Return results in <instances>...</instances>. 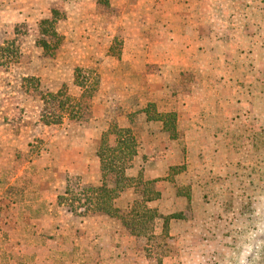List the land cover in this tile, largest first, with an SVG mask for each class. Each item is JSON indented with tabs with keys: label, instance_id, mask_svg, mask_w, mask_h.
I'll list each match as a JSON object with an SVG mask.
<instances>
[{
	"label": "rangeland",
	"instance_id": "obj_1",
	"mask_svg": "<svg viewBox=\"0 0 264 264\" xmlns=\"http://www.w3.org/2000/svg\"><path fill=\"white\" fill-rule=\"evenodd\" d=\"M140 3L142 0H70L65 4V0H54L48 8L51 10L49 18H40L31 26H18L17 42L6 45L5 55L9 61L0 66L7 69V76L4 81L2 79L6 83L2 87H11L6 93L17 96L12 113L19 115L23 130L32 128L33 132L30 134L32 140L21 144L24 151L17 148L14 165L10 164V157L0 153V264H102L95 253L81 251L72 233L64 229L68 209L75 210L74 214L78 215L87 207L86 188L77 186L78 180L69 184L66 195L44 202L45 209L52 212L53 217H48L38 204L44 196L48 197L44 193L39 196L36 188L42 180L49 179L47 165L52 150L68 134L88 128L112 132L114 126H130L140 147L131 169L133 177L142 172L146 179L149 159L171 148L174 153L170 158L177 165L170 170L168 179L170 182L171 179L176 181L175 176L177 181L183 179L186 140L180 133L174 139L169 137L170 132L157 120V114H162L159 103L149 102L151 106H144L149 100L146 87L150 69L143 65L142 58L128 59V53L134 55L135 36H142L144 31L142 18L132 10ZM137 23L138 26H134ZM54 33L56 36L52 37ZM28 35L31 36L32 53L38 57L36 68H33L35 60H30V51H24ZM55 39L61 41L56 48ZM42 41H47L51 50H45ZM52 51L55 55L48 59L47 54ZM16 56L27 76L16 72L13 65ZM77 69L82 70L80 80L89 77V85L96 84L87 89L81 102L79 121L71 119L66 109L58 107V102L65 101L66 95L80 96V88L74 85ZM152 71L158 73V66ZM58 92L62 94L57 95ZM260 105L254 117L257 123L252 121L248 125L251 133L247 139L229 142L232 161L226 174L228 178L217 182L216 187L201 188L205 194L199 191L200 203L194 197L191 207L185 206L181 213L186 221H195L198 212L206 214L196 224L202 234L197 238L206 245L215 242L218 250L207 264H264V102ZM236 134H240L238 129ZM115 141L112 136L110 143L115 145ZM201 143L211 147L212 141ZM33 161L40 172L34 175L35 179L27 178L24 173L26 178L23 177L22 182L10 186L12 178L9 177L19 167ZM134 191L137 194L125 195L127 201L139 197L140 189ZM182 191L185 196L189 190ZM121 201L123 210L128 213L132 202ZM159 224L156 223L155 230L160 228ZM146 238L137 239L136 244L143 258H148L143 250L147 249ZM153 241L162 246L152 250L163 255L162 264H179L181 248L176 239L167 235L149 243ZM154 263L158 264V260ZM137 264L143 263L137 261Z\"/></svg>",
	"mask_w": 264,
	"mask_h": 264
},
{
	"label": "crops",
	"instance_id": "obj_2",
	"mask_svg": "<svg viewBox=\"0 0 264 264\" xmlns=\"http://www.w3.org/2000/svg\"><path fill=\"white\" fill-rule=\"evenodd\" d=\"M69 2L65 0V4ZM53 3L54 0H0V47L17 42L18 26H31L40 18H49L51 10L48 8ZM132 10L142 18L144 31L142 36H135L134 55L128 53V59L142 58L143 65L150 69L146 87L149 100L144 106L157 102L162 114L174 113L176 133L186 140L180 181L177 176L176 181L168 179L170 170L177 165L170 158L174 153L171 148L147 162L146 180L157 179L161 193V198L149 206L163 216L183 213L184 208L191 207L194 197L200 203L201 188L209 189L228 178L226 174L232 161L229 142L247 139L251 133L248 125L252 121L257 123L254 117L257 110L260 111V103L264 102V0H142ZM32 49L28 35L24 51H30V60H35V65L31 63L36 68L38 57ZM13 65L18 74L27 76L20 68L22 63ZM155 66L158 73L152 71ZM6 76V67H0V153L10 157V164L14 165L17 148L24 151L21 144L32 140L33 131L32 128L23 130L19 115L12 113L17 96H8L6 89L11 87H2ZM237 129L240 134H236ZM102 132L99 128H88L68 134L53 148L47 165L49 179L42 180L36 188L39 196L42 193L48 196L38 203L48 217H53V213L45 209L44 202L66 195L73 180H78L77 186L85 188L101 185L97 151ZM207 140L212 141L211 147L201 143ZM22 167L9 177L12 178L10 186L22 182L24 176L33 180L34 175L40 173L35 161ZM131 172L128 170L127 175L133 177ZM184 188L189 190L191 200L188 194L184 196ZM134 190L123 192L116 200L123 214L127 212L121 200L127 201L125 195L132 196ZM201 192L205 194L204 190ZM131 198L133 202L136 197ZM65 215L66 232L72 233L81 251L95 253L102 264H137V261L155 264V258L141 256L136 249L137 238L120 220L106 214L82 217L70 209ZM205 216L198 212L195 221L171 220L169 237L176 239L181 248L179 264H207L218 251L215 242L206 245L197 238L202 234L196 224ZM158 223L160 228L155 230V235L162 233L163 221Z\"/></svg>",
	"mask_w": 264,
	"mask_h": 264
},
{
	"label": "trees",
	"instance_id": "obj_3",
	"mask_svg": "<svg viewBox=\"0 0 264 264\" xmlns=\"http://www.w3.org/2000/svg\"><path fill=\"white\" fill-rule=\"evenodd\" d=\"M54 36H56V33H54L52 37ZM55 40L57 41L55 42L56 45L55 43H52L55 45H53L54 48H56L61 42L60 39ZM42 44L45 50H51L49 49V46L51 45L47 41H42ZM7 51L8 50H5V47H0V59H7L8 55H5ZM47 55L53 57L55 54L52 51ZM13 58L15 59L14 63H16L18 59L17 56ZM8 61L9 58L4 62L0 61V66L5 65ZM81 74L82 70L77 69L74 76V85L79 87L81 90L80 96L73 97L72 95H66V104L65 101L58 102V107L61 110L66 109V111L69 112L71 119L77 118L75 121H79L82 118L80 115L82 106L81 102L87 94V89L89 87H96L94 86L96 84L91 86L89 85V77L88 79L83 77V79L80 80L79 77ZM61 94V92H58L57 95ZM53 99H56V97H53ZM157 120L163 123L164 129L167 128L166 130L171 133L173 138L177 137L175 128L176 115L174 113H159L157 114ZM112 136L116 138L115 145L110 143V138ZM139 148L138 138L130 126L125 128H118L117 126H114V130L112 132H102L101 141L97 151V156L101 162L102 183L98 187H89L84 190L87 195V199L85 201L87 207L84 211L78 213V215L86 217L94 214H106L113 219L120 220L124 227H126L138 240L147 236V243L145 245L147 249L143 248V250L146 251V255L148 257L153 256L156 260H158V264H162L161 259L163 255L159 256L155 253V251H152L157 248H161V244L153 241L152 243H154V245H152V243L150 244L149 242L151 240H158L165 236L167 237V235H169L171 220L181 219L183 218V215L181 213H177L169 216H163L157 209L149 206V203L161 198V193L157 189V179L146 180L143 178L144 176L142 172H139L137 177H130L127 175V171L133 168L134 159L139 155ZM135 188L140 189V193L138 194L139 197L133 200L129 212L123 214L121 210L117 208L116 200L123 192ZM135 193L137 194V192ZM188 199L191 200L190 193L188 194ZM72 212L75 213V210H72ZM159 220L163 221L162 233L160 235H155V226Z\"/></svg>",
	"mask_w": 264,
	"mask_h": 264
}]
</instances>
